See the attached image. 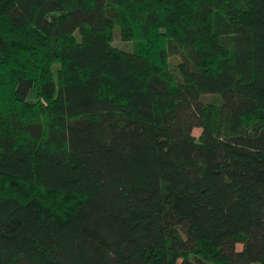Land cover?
<instances>
[{
  "label": "trees",
  "instance_id": "trees-1",
  "mask_svg": "<svg viewBox=\"0 0 264 264\" xmlns=\"http://www.w3.org/2000/svg\"><path fill=\"white\" fill-rule=\"evenodd\" d=\"M0 264H264V0H0Z\"/></svg>",
  "mask_w": 264,
  "mask_h": 264
},
{
  "label": "rangeland",
  "instance_id": "rangeland-1",
  "mask_svg": "<svg viewBox=\"0 0 264 264\" xmlns=\"http://www.w3.org/2000/svg\"><path fill=\"white\" fill-rule=\"evenodd\" d=\"M115 33H116V37H115V41H114V44L118 47H122V48H126V49H132V42L130 41H125L122 39L121 35L119 34L120 33V30H119V27H116L115 28ZM173 59L176 61V60H179L180 57H173ZM31 99L32 100H35L36 99V95H35V92L32 94L31 96ZM201 131H202V128H195L194 129V134H196L197 136H199L201 134ZM237 248L240 250L242 249V244L241 243H238L237 244Z\"/></svg>",
  "mask_w": 264,
  "mask_h": 264
}]
</instances>
